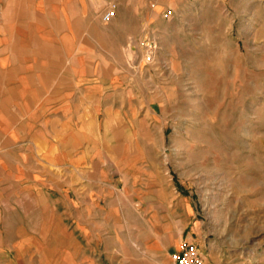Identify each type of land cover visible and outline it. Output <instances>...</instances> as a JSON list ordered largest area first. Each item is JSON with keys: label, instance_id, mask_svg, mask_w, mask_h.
Segmentation results:
<instances>
[{"label": "crops", "instance_id": "crops-1", "mask_svg": "<svg viewBox=\"0 0 264 264\" xmlns=\"http://www.w3.org/2000/svg\"><path fill=\"white\" fill-rule=\"evenodd\" d=\"M160 2L0 0V264H172L202 240L163 185L128 53Z\"/></svg>", "mask_w": 264, "mask_h": 264}, {"label": "rangeland", "instance_id": "rangeland-1", "mask_svg": "<svg viewBox=\"0 0 264 264\" xmlns=\"http://www.w3.org/2000/svg\"><path fill=\"white\" fill-rule=\"evenodd\" d=\"M154 10L128 53L144 63L177 220L202 222L211 264H264V0H162Z\"/></svg>", "mask_w": 264, "mask_h": 264}, {"label": "built area", "instance_id": "built-area-1", "mask_svg": "<svg viewBox=\"0 0 264 264\" xmlns=\"http://www.w3.org/2000/svg\"><path fill=\"white\" fill-rule=\"evenodd\" d=\"M116 14V7L113 6L103 17L105 22H110ZM173 12L167 11L165 16L171 17ZM172 264H206V258L199 246L190 241H183L178 251L171 256Z\"/></svg>", "mask_w": 264, "mask_h": 264}]
</instances>
